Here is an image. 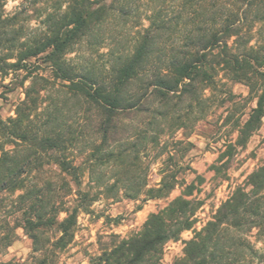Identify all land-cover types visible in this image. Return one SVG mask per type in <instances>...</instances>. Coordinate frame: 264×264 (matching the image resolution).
I'll return each mask as SVG.
<instances>
[{
	"label": "trees",
	"instance_id": "trees-1",
	"mask_svg": "<svg viewBox=\"0 0 264 264\" xmlns=\"http://www.w3.org/2000/svg\"><path fill=\"white\" fill-rule=\"evenodd\" d=\"M7 1L0 0V82L9 77L23 98L13 115L0 119V255L20 229L32 242L27 264H55L56 251L72 240L79 211L96 196L160 199L181 184L180 194L150 213L138 231L87 263L159 264L163 245L194 223L202 201L193 194L203 182L190 166L185 169L193 179L179 177L173 146L181 141L168 149L159 135L224 108L221 125L230 124L235 137L212 169L214 177L226 176L229 159L264 116V45L251 43L264 25V0H171L173 15L168 0H145L147 25L126 46L113 41L99 65L69 54L102 43L108 25L136 18L139 0H18L6 11ZM226 81L246 86L247 96L233 93ZM60 92L93 109L95 138L77 134L55 100ZM77 147L82 161L70 157ZM153 150L160 180L148 186L142 156ZM253 229L264 236V161L233 187L172 264H238L257 254L241 238ZM48 231L58 235L49 238Z\"/></svg>",
	"mask_w": 264,
	"mask_h": 264
},
{
	"label": "rangeland",
	"instance_id": "rangeland-1",
	"mask_svg": "<svg viewBox=\"0 0 264 264\" xmlns=\"http://www.w3.org/2000/svg\"><path fill=\"white\" fill-rule=\"evenodd\" d=\"M17 1H7L4 6L6 11H10ZM137 5L138 11L134 16L136 18L128 19L124 25L122 21L106 27L105 35L107 37L99 44L100 46L89 48L87 45H82L70 53L69 57L74 58V61L81 62L90 58L99 65L102 62L101 53H104L113 41H118L119 46H126L131 35L139 27L147 25L145 10L148 3L145 0H139ZM165 7L168 15H173L176 11L175 4L171 0L167 1ZM257 27H259V35H257L256 41H254L256 37L254 36L251 43L259 42L264 45V25L261 24ZM43 73L48 75V70ZM8 82L9 77L0 82V119L13 115L15 105L23 98L22 88L11 86ZM225 87L236 95H240L241 98L248 94L247 87L241 83L226 81ZM54 96L58 107L64 111L66 118L73 122L77 134L82 135L85 140L95 138L97 116L93 109L87 108L80 101L73 99L66 101L61 92L55 93ZM48 102H50V98L45 100L44 105ZM252 104L249 102L248 107ZM240 112L241 108L235 110L234 117H237ZM225 114L224 108H214L201 120L181 128L172 127L159 135L160 143L167 142L168 149H170L172 141H181L180 144L173 146L176 153L175 161L180 166V178H184L187 183L193 179L194 174L186 170V166H190L203 177L198 191H194L193 194L202 201L195 212L194 223L189 229L181 231L178 238L171 239L163 245L159 264H172L175 259L181 257L185 243L194 236L195 232L200 230L219 204L227 198L233 187L243 183L245 177L264 161L263 116L260 128L249 138L246 145L243 148H238L229 159L226 176L220 174L214 177L212 165L216 163L220 151L224 149V144L235 137L230 124L221 125ZM82 153V150L77 147L72 150L70 157L74 161H82L84 157ZM154 153V150L148 151L147 154H144L145 156H142V163L149 166L147 170L148 186H154L160 180L161 160H155ZM43 161H49V158L46 157ZM85 183L86 179L82 184L83 188H86ZM181 190L182 185L176 184L167 197L147 200H142L143 195L138 199H129L121 193L114 197L96 196L85 210L79 211L72 240L64 249L56 251L55 264H87L90 258L98 255L102 249H108L117 240L138 231L150 213L165 206L168 201L178 196ZM94 193L95 189H91L90 194ZM64 216L65 214L61 213L59 217ZM17 233V239L4 254L0 255V261H9L15 264H27L32 261L31 239L20 229ZM45 235L54 238L58 233L48 231ZM241 238L252 244L257 254L255 256L246 255L241 258L238 264H264V236L256 235L253 229L250 232L242 233Z\"/></svg>",
	"mask_w": 264,
	"mask_h": 264
}]
</instances>
